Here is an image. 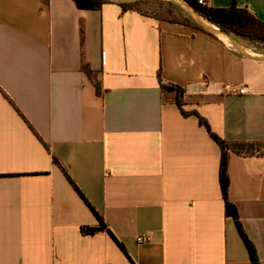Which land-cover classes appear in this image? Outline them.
Listing matches in <instances>:
<instances>
[{"label":"crops","instance_id":"crops-1","mask_svg":"<svg viewBox=\"0 0 264 264\" xmlns=\"http://www.w3.org/2000/svg\"><path fill=\"white\" fill-rule=\"evenodd\" d=\"M205 3L264 23V0ZM158 73L214 134L260 144L227 171L264 264V61L191 25L73 0H0V264H252L225 213L222 150ZM98 217L111 234L82 232Z\"/></svg>","mask_w":264,"mask_h":264},{"label":"trees","instance_id":"trees-1","mask_svg":"<svg viewBox=\"0 0 264 264\" xmlns=\"http://www.w3.org/2000/svg\"><path fill=\"white\" fill-rule=\"evenodd\" d=\"M48 2V0H45ZM75 4L82 9H98L104 3H110V0H73ZM162 0H146L136 3H123L118 4L122 11L134 10L138 13L156 18L158 20H167L170 22L181 23L186 25H191L195 29L200 30L209 34L210 36L215 37L214 35L203 30L197 23H195L189 15L181 9L176 4L166 1V3L175 6L179 12L180 16H165L159 17L153 13L145 10L146 6L154 5L155 3ZM197 12H199L206 20L211 22L213 25L219 27L223 31L232 34L238 38L248 40L250 42H255L258 44L264 45V23L255 17L252 13L248 12L245 9L238 8L235 4L227 8H218L207 5L205 2L200 4L198 0H186ZM82 71L88 76L92 81L96 94L101 95L102 89L101 84L96 78V73L92 71L87 63L82 64ZM160 85L162 90L166 91H175L177 94L176 103L180 108L184 116L194 114L198 117L199 123L204 126L209 133L210 137L220 146L222 150V159L220 165V183L222 189V195L225 202V213L227 217H231L237 227V230L246 246V249L249 253L250 261L252 264H260L258 259V254L254 244L248 238L242 222L240 220L239 214L235 205L229 200L228 197V187H229V178H228V157L230 153H234L239 156H254L261 153L260 144L257 143H246V142H227L214 134L208 122L200 116L196 111L186 112L183 110V89L178 86L166 85L162 82L160 78V73H158ZM99 224L97 227H88L85 226L82 228V232L87 234H92L98 230H107L105 225L102 223V220L98 217ZM107 232H109L107 230ZM110 233V232H109ZM111 234V233H110Z\"/></svg>","mask_w":264,"mask_h":264},{"label":"water","instance_id":"water-1","mask_svg":"<svg viewBox=\"0 0 264 264\" xmlns=\"http://www.w3.org/2000/svg\"><path fill=\"white\" fill-rule=\"evenodd\" d=\"M111 2L117 3V4H123V3H136L140 1H146V0H110ZM172 2L179 6L181 9H183L189 17L197 23L203 30L206 32L224 40L227 42L233 50L240 54L241 56L255 60V61H264V55L263 54H257L255 52L250 51L246 47H244L238 39L232 34H229L219 27L213 25L211 22L206 20L199 12H197L186 0H165Z\"/></svg>","mask_w":264,"mask_h":264},{"label":"rangeland","instance_id":"rangeland-1","mask_svg":"<svg viewBox=\"0 0 264 264\" xmlns=\"http://www.w3.org/2000/svg\"><path fill=\"white\" fill-rule=\"evenodd\" d=\"M145 10H147L148 12L153 13L159 17H165V16H169V15L180 16L179 10L175 6L166 3L165 0L159 1V2L155 3L154 5L146 6ZM236 39H238V41L243 42V43H245V41L248 43H252V44L255 43V42H250V41L245 40V39L243 40V39L238 38V37H236Z\"/></svg>","mask_w":264,"mask_h":264},{"label":"built area","instance_id":"built-area-1","mask_svg":"<svg viewBox=\"0 0 264 264\" xmlns=\"http://www.w3.org/2000/svg\"><path fill=\"white\" fill-rule=\"evenodd\" d=\"M200 4L204 3L205 0H198ZM244 89H240V93H244ZM138 243H148L150 242L151 238L149 236H140L137 239Z\"/></svg>","mask_w":264,"mask_h":264}]
</instances>
